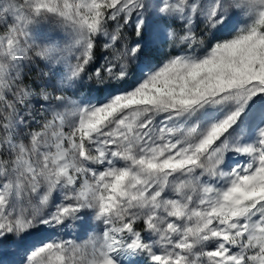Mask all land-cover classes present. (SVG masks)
<instances>
[{
  "label": "snow or ice",
  "instance_id": "obj_1",
  "mask_svg": "<svg viewBox=\"0 0 264 264\" xmlns=\"http://www.w3.org/2000/svg\"><path fill=\"white\" fill-rule=\"evenodd\" d=\"M0 264H264V0H0Z\"/></svg>",
  "mask_w": 264,
  "mask_h": 264
},
{
  "label": "rangeland",
  "instance_id": "obj_2",
  "mask_svg": "<svg viewBox=\"0 0 264 264\" xmlns=\"http://www.w3.org/2000/svg\"><path fill=\"white\" fill-rule=\"evenodd\" d=\"M32 75L34 76L35 74L33 73ZM75 238L78 240V242H83L88 238V234L85 232L77 233Z\"/></svg>",
  "mask_w": 264,
  "mask_h": 264
}]
</instances>
